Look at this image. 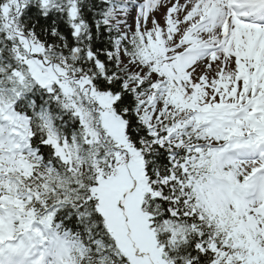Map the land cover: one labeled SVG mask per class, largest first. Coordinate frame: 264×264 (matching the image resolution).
I'll return each mask as SVG.
<instances>
[{
	"label": "snow or ice",
	"instance_id": "snow-or-ice-1",
	"mask_svg": "<svg viewBox=\"0 0 264 264\" xmlns=\"http://www.w3.org/2000/svg\"><path fill=\"white\" fill-rule=\"evenodd\" d=\"M0 264H264V0H0Z\"/></svg>",
	"mask_w": 264,
	"mask_h": 264
}]
</instances>
